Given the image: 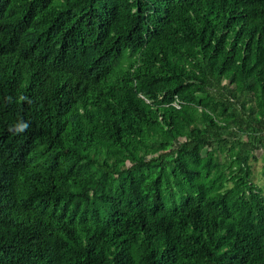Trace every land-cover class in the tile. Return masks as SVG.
<instances>
[{"label": "trees", "instance_id": "16d2710c", "mask_svg": "<svg viewBox=\"0 0 264 264\" xmlns=\"http://www.w3.org/2000/svg\"><path fill=\"white\" fill-rule=\"evenodd\" d=\"M261 147L264 0H0V264H264Z\"/></svg>", "mask_w": 264, "mask_h": 264}, {"label": "rangeland", "instance_id": "374dc122", "mask_svg": "<svg viewBox=\"0 0 264 264\" xmlns=\"http://www.w3.org/2000/svg\"><path fill=\"white\" fill-rule=\"evenodd\" d=\"M252 165V180L264 187V147H261L250 158Z\"/></svg>", "mask_w": 264, "mask_h": 264}, {"label": "clouds", "instance_id": "9594fccd", "mask_svg": "<svg viewBox=\"0 0 264 264\" xmlns=\"http://www.w3.org/2000/svg\"><path fill=\"white\" fill-rule=\"evenodd\" d=\"M28 127V124L24 123V124H21L19 126V129L18 130H23V129H26Z\"/></svg>", "mask_w": 264, "mask_h": 264}]
</instances>
